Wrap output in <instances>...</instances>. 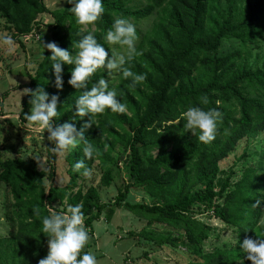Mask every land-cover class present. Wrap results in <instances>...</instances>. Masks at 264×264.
Masks as SVG:
<instances>
[{"label": "trees", "instance_id": "trees-1", "mask_svg": "<svg viewBox=\"0 0 264 264\" xmlns=\"http://www.w3.org/2000/svg\"><path fill=\"white\" fill-rule=\"evenodd\" d=\"M102 4V16L81 26L68 3L50 11L44 0H0V18L16 39L21 41L37 28L39 14L49 12L54 18L48 25L51 42L70 53L71 45L88 32L104 44L103 34L113 20L127 19L135 26L141 54L125 66L145 75L143 82L131 86L130 79L98 69L91 79L104 78L126 105L127 114L106 109L96 116L97 125L85 128L88 116L73 118L80 91L67 81L74 65L62 63L61 89L53 83L50 50L28 73L29 90L40 86L58 96L53 127L73 123L96 154L85 160L79 142L67 151L70 179L64 186L53 182L56 153L51 152L49 172L39 170L32 158L0 162V183L12 196L6 212L12 232L0 238V264H37L46 256L47 237L40 233L33 208L43 216L48 214L45 204L64 211L79 203L89 231L104 210L108 218L115 213L95 186L83 189L77 184L83 176L73 172L72 165L80 160L90 169L97 162L101 183L107 187L122 168L127 171V183L113 205L146 222L132 235L195 255L184 264H239L243 239L264 238V0H102ZM103 46L109 51L107 44ZM199 97H207L208 103L199 105ZM29 99L26 93L21 113L31 107ZM198 105L218 110L221 117L215 138L207 144L183 129V119L178 121L182 111ZM230 155L235 156L233 164L222 167L221 161ZM138 188L150 196L149 203L127 201L130 190ZM211 216L222 221L235 240L206 252V243L217 232L206 219ZM154 224L164 225V231L151 228ZM244 264L251 261L245 259Z\"/></svg>", "mask_w": 264, "mask_h": 264}, {"label": "clouds", "instance_id": "clouds-1", "mask_svg": "<svg viewBox=\"0 0 264 264\" xmlns=\"http://www.w3.org/2000/svg\"><path fill=\"white\" fill-rule=\"evenodd\" d=\"M67 3L71 5L68 10L73 14L75 23L81 26L92 24L104 12L102 0H67ZM102 39L104 44L109 46V51L105 50L104 44L97 42L91 32L80 36L79 40L71 45V53L69 49H63L55 42L44 43L40 40L42 51L45 48L50 50L47 58L55 88L63 87L62 63L74 65L67 81L70 86L80 91L73 103V118L88 116L89 119L84 123L85 128L96 124V116L103 114L106 109L112 113L127 114L126 105L117 99L115 90L104 78L95 81L91 79L98 69L107 70L109 76L117 73L121 79H130L131 86L145 80L143 73L137 74L125 66L130 65L134 58L141 54L136 48L137 34L132 23L122 17L115 18L111 27L105 30ZM113 45L118 46L121 51H114ZM88 85L90 88L86 87ZM26 93L30 94L28 103L31 105L30 113L24 114L26 128L34 126L37 131L46 130V139L53 145V153L63 154L76 148L79 142L85 160L95 157L96 149L88 139H84L73 123L65 122L53 127L52 118L58 116L56 94L49 95L40 86L35 90L28 89ZM198 100L199 105L208 103L207 97H199ZM199 105L187 107L181 112L178 121L183 119V129L191 130L196 140L207 144L215 138L221 117L218 110H204ZM35 159L39 168L44 171L40 158L35 156ZM72 170L85 178L92 174L91 169L85 166L82 160L75 162ZM45 207L48 214L43 216L39 208L32 209V216L39 220L41 225L40 233L47 237V254L39 259L37 264H97L96 256L84 251L89 233L83 222L81 205H68L64 211H54L47 204ZM239 252L242 257L239 264H244L245 259L251 261V264H264V238L258 235L255 239L244 238L239 244Z\"/></svg>", "mask_w": 264, "mask_h": 264}, {"label": "rangeland", "instance_id": "rangeland-1", "mask_svg": "<svg viewBox=\"0 0 264 264\" xmlns=\"http://www.w3.org/2000/svg\"><path fill=\"white\" fill-rule=\"evenodd\" d=\"M44 3L50 11H53L65 7L67 0H44ZM36 20L37 28L19 41L13 36L12 30L7 27L5 21L0 18V162L16 157L36 160V156L42 161L43 169L49 172L53 145L46 139L47 131H37L34 126L25 127L24 114L30 113V107L21 113L22 100L28 91V73L33 72L48 50L45 48L42 51L40 40L44 43L51 42V32L48 27L54 22L51 13H41ZM148 26V22L143 24L144 28ZM112 48L114 51H121L116 45ZM66 154L67 152L56 153L54 162L56 174L53 182L57 185L64 186L70 179L66 172L68 168ZM234 160L235 156L230 155L221 161V166H231ZM36 162L38 169L41 170L37 160ZM122 165L123 159L120 163V166ZM91 173L88 178H77V184L83 189L90 185L95 186L102 202L108 204L109 208L115 209V213L109 218L107 211L104 210L100 219L93 222V230H88L89 240L85 249L96 256L97 264H184L195 258L194 254L183 248L158 245L131 234L133 231L139 232L146 222L139 220L132 212L124 208H115L113 205L119 190L127 183L129 178L127 171L122 168L121 174L115 176L108 187L101 183V170L97 162L92 164ZM45 181L47 185L50 183L49 179ZM127 201L149 203L151 198L145 190L138 188V190H130ZM11 202L9 187L0 183V238L9 236L12 232L6 217L7 207ZM55 207L61 208L62 205L55 204ZM205 217L206 214L202 216V218ZM206 219L217 228L215 237L213 236L205 245L206 252L216 244L226 245L234 242L235 235L222 221L214 216ZM263 219L264 216L261 217V221ZM164 227L162 224L151 226L158 231H164ZM167 229L173 230L172 228Z\"/></svg>", "mask_w": 264, "mask_h": 264}]
</instances>
